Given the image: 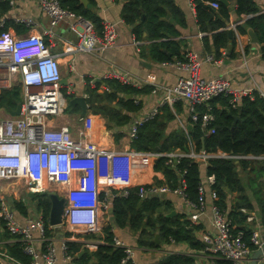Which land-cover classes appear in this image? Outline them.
Listing matches in <instances>:
<instances>
[{
	"label": "built area",
	"instance_id": "built-area-1",
	"mask_svg": "<svg viewBox=\"0 0 264 264\" xmlns=\"http://www.w3.org/2000/svg\"><path fill=\"white\" fill-rule=\"evenodd\" d=\"M197 0H190L196 7ZM213 10H219L217 0H201ZM43 11L50 17L53 27L69 22L71 31L77 36L78 43L73 44L72 53L104 52L114 47L117 39L115 25L106 24L100 35L95 25L88 19L76 15L64 8L60 0H40ZM32 30L28 35L20 36L5 29L6 20L0 21V93L14 87L17 80L23 87V100L18 116L0 120V219L5 222L7 230L19 237L23 244V252L31 258V264H77L69 250V243L63 242L60 247L47 237L45 219L38 215L26 224L20 223L10 209L4 196L5 183L24 182V188L33 194H43L49 185L63 186L69 192L62 193L67 200L64 223L74 232L84 230L89 235H97L103 231L101 224V193L102 179L105 176L107 196L113 199L129 197L132 189L133 160L141 155L139 151L129 153L112 152L100 149L91 142L88 133L93 127L91 116L83 118V127L78 136H74L67 125L57 126L54 122L61 115L63 105L61 92L63 89L62 69L57 55L53 54L47 44L44 34L36 30V22L30 18L14 19ZM242 22L231 25L228 30L237 31ZM52 34L49 30L45 32ZM203 36V33L200 34ZM207 62H214L213 56L206 57ZM165 66L174 67L188 72L189 77H181L173 87L165 88L167 94L162 105H176L184 102L190 113L191 121L201 122L206 136L215 132L210 129L215 120L210 113H200L198 107L210 103L221 96H232L233 108H238L243 97L250 95L248 91H239L232 87L227 78L205 79L200 75L201 63L195 55H188L187 60L165 62ZM156 92V91H154ZM264 98V93L261 94ZM210 110V108H209ZM159 113L158 108L152 109L142 118L136 120L130 128V139L134 143L139 129L154 120ZM186 133L188 130L185 128ZM162 157L161 154H154ZM168 164L190 158L201 166L208 167L209 161L215 158L244 160L253 156L229 155L225 153H208L206 150L197 152L194 145L189 151L178 150L166 156ZM108 164V169L102 173L100 161ZM120 163V168L117 165ZM120 171L121 180L116 174ZM216 177L203 175L199 186V201L193 203L186 194V181L182 177L180 188L172 190L164 186H139L138 195L141 201L150 197L161 198L174 194L185 200L191 209L188 219L198 225L204 216H210L212 231H205L201 239L205 252L211 255L212 264L217 261H227L231 264H251L255 251L264 250V237L258 231H253L251 243L255 250L245 242L243 233L232 231L231 221L216 204L218 193L214 189ZM122 189L120 194H113L110 189ZM61 197V195H60ZM212 200L208 211V200ZM253 218H250L252 221ZM115 246L123 248L126 258L123 264L133 261L134 251L118 238H114ZM11 261L22 264L7 253L0 251V264ZM260 264H264L262 256Z\"/></svg>",
	"mask_w": 264,
	"mask_h": 264
},
{
	"label": "crops",
	"instance_id": "crops-1",
	"mask_svg": "<svg viewBox=\"0 0 264 264\" xmlns=\"http://www.w3.org/2000/svg\"><path fill=\"white\" fill-rule=\"evenodd\" d=\"M94 1L97 3L98 13L104 23L115 25L117 32L116 44L104 52L72 53L73 44L78 43V38L71 31L69 22L66 21L53 27L50 17L42 9L40 0H0V2L9 3L11 6L10 12L0 19V21L6 20V30L13 31L20 36L28 35L32 30L23 24L17 23L14 19L16 17L30 18L36 22V30L44 34V38L51 47L52 53L57 55L62 69L63 81H67V84L64 85L62 81L61 98L63 109L61 115L54 122L57 126H69L74 136H78L79 130L83 127V118L91 116L93 127L89 131L88 137L100 149L123 153L138 151L130 139V126L154 108L159 109V121L166 127L161 143L170 137V135L182 131L186 133L185 128L188 130L192 127L190 113L184 102H179L182 103L179 109L177 108L179 103L173 106L169 104L162 105V101L167 94L165 88L175 86L181 77H189L190 74L174 67L165 66V62L155 57V46L159 47L161 52L172 57L170 62L180 61L179 56L177 54L174 55L171 51H175L176 48H179L183 60H187L188 55H195L201 63L200 75L203 78H227L233 88L239 91H248L250 96L258 94L262 97L261 94L264 93V53L262 44L260 43L259 34L255 30L258 43H253L248 33L249 29H251L247 25L249 17L245 15L239 17L236 13L235 3H230L227 0L229 2L228 7L231 8L229 19L224 20L219 15V18L224 20L225 27L215 32H203L198 23L197 5L196 7L194 5L192 7L190 0H171L180 9L181 20H176L175 17L168 13L166 21L174 26L179 35H168L167 38L158 41L148 39L147 33H143L142 37H139L132 27L125 22L123 8L127 2L126 0ZM254 2L260 10L259 14L264 15V0H254ZM239 22H242L241 26L247 29L246 34L241 33L239 30H228L231 25ZM49 30L52 31L51 35L45 33ZM223 32L228 33L229 42L218 51L215 47L214 36ZM230 32L232 35H230ZM201 33H203L202 37L200 36ZM161 43L172 44L170 46H161ZM207 56H213L215 61L207 62ZM109 79L118 80L125 85H130L139 90L148 89V93L134 96L133 99L141 105V110L135 114H131L128 124L123 126H115V123L109 122L102 114L95 113L94 106L89 102L91 96L89 89L97 90L98 93L103 94L109 91L106 84V80ZM71 96L73 97L71 98ZM76 96H84L86 98L88 107L86 115L82 113L81 107L70 104V101ZM126 97L130 98L129 95ZM165 106L170 108L175 118L171 119L167 116V112L162 110ZM217 107L222 109L219 103H217ZM9 116V111L0 109V120ZM177 151L178 149L167 153L162 152L157 147L152 152H141L146 155L138 156L133 160L131 171L132 189H136L141 185H146L147 187L152 185L164 186L166 184L165 174L162 171L155 170V165L160 158ZM154 154H161L163 156L157 157ZM253 157L256 158L248 157L244 160L254 163L264 162V156ZM120 166V163H118L117 169ZM100 169L102 173L108 169V164L103 160L100 161ZM202 169L203 172H206L207 168L202 166ZM239 172L246 192L255 207L254 210H243V213L248 215L247 225L248 227L250 226L252 231H258L261 237H264V214L260 209L261 205L256 195L258 192L257 188L255 189L250 183V180L255 176L250 174L249 171L241 169V167L239 168ZM116 179L118 182L121 180L120 171L117 172ZM24 186L26 187L22 181L5 183L3 192L10 209L22 224H26L30 219L37 218L38 215H42L37 210L38 198L32 197L36 194L27 191ZM47 189L46 192L55 191L61 197H63L62 193L69 192L67 187L56 185H49ZM110 190L113 194H120L122 192V189L114 188ZM106 191H108V188L104 185L100 197V217L103 231L100 234L89 236L84 230L74 232L69 226H61L58 229L50 226L51 229H54L53 237L50 239L53 240L57 247H60V244L63 242L75 243L81 247L80 255H83L86 251L95 253L100 246L106 245L104 241L106 237L104 229L111 226V232L114 236L134 251V264H160L171 255H191L196 258L197 264H212L213 260L209 253L205 251L196 252L187 244L170 243L162 245L161 248L140 246L139 232L132 230L129 225L124 228L119 227L113 205L115 199L107 196ZM237 197V193L231 194L230 202L233 203ZM150 198L153 197L149 196L147 199ZM10 199H13V202H10ZM163 200H169L172 205L166 213L171 214L172 212H176L175 216L186 215L189 217L191 209L180 196L169 194L167 199ZM212 203V200L209 199L208 211H210ZM20 205L26 208L27 216L21 214ZM250 218H253V220L250 221ZM3 222L0 219V251L8 254L9 247L20 241L19 237L12 235L7 230ZM197 226L203 227L201 231L197 232L199 238H201L203 232L213 230L210 216H204ZM67 233H70L72 236L67 237ZM5 264L17 263L5 261ZM59 264L63 263L60 262Z\"/></svg>",
	"mask_w": 264,
	"mask_h": 264
},
{
	"label": "trees",
	"instance_id": "trees-1",
	"mask_svg": "<svg viewBox=\"0 0 264 264\" xmlns=\"http://www.w3.org/2000/svg\"><path fill=\"white\" fill-rule=\"evenodd\" d=\"M85 5L84 0H60L61 5L90 20L96 27V31L102 35L105 24L100 14L98 6L94 0H88ZM123 8V18L129 24L135 33L142 37L143 33L148 34L150 40H162L168 35L178 36L179 32L174 26L166 21L168 13L181 20V11L171 0H126ZM219 10H213L201 0L196 1V11L198 23L203 32H215L225 27L224 20L229 19L231 8L223 4L221 0ZM236 4V13L240 17L248 16L247 25L259 34L260 43L264 53V15L259 14V8L254 0H228ZM11 10L9 3L0 2V19L7 15ZM219 15L224 19L221 20ZM239 31L247 33V29L242 26ZM229 42L228 33H218L214 36L215 47L219 51ZM172 43H161V46H170ZM154 55L162 62H170L169 57L161 52L159 47L155 46ZM168 48V47H167ZM174 55H180L179 48L171 50ZM219 54V52H218ZM264 55V54H263ZM219 56V55H218ZM109 91L103 94L97 90L89 89V102L94 106L95 113L102 114L109 122L115 123V126L128 124L130 115L141 110V105L136 103L134 96L142 93H148V89L139 90L130 85H125L118 80H106ZM130 96L128 99L126 96ZM73 96H71L72 98ZM232 96H221L214 100L208 106L198 107L200 113L210 112L215 120L211 123L210 129L215 132L206 136L205 129L201 122L191 121V128L188 132L184 131L170 135L163 143V132L166 127L159 121V115L152 121L144 124L134 140V147L140 152H152L159 147L162 152L171 153L178 150L189 151L194 145L197 152L203 148L208 153H225L229 155H253L264 156V98L258 94L248 95L242 98L238 108H233ZM23 100V87L18 85L9 90H3L0 93V109L14 111ZM219 103L222 109L217 107ZM182 103L177 105L179 109ZM97 105V107H95ZM210 108V110H209ZM167 112L171 119L175 118L168 106L162 108ZM126 112V114H125ZM236 117L241 120L235 125ZM116 121V122H114ZM169 158H160L155 170L162 171L166 177V186L172 190L180 188L182 177L186 181V194L188 200L193 203L199 201V186L203 175H214L216 184L214 189L218 193L216 204L231 221L232 231L243 233L245 242L255 250L251 243L253 234L250 226L247 225L248 215L243 210H254V204L246 192L243 180L241 179L239 168L249 171L255 177L250 183L257 188V198L261 205V211L264 214V162L254 163L247 160H233L215 158L209 161L206 172H203L202 166L190 158H182L175 161L174 165L168 164ZM139 188L131 189L130 196H118L114 200V210L119 227L130 226L135 232H139V245L149 248H161L162 245L176 243L187 244L196 252L204 251L205 245L197 232L203 227L193 224L186 215H177L170 217L167 212L172 207L169 200H163L153 197L142 202L139 195ZM237 193V199L231 203L230 195ZM263 193V195H262ZM38 196L37 210L45 219V229L48 238L53 237V230L50 227L49 217L51 211V202L46 193L36 194ZM102 199V198H101ZM21 214L27 216V210L23 205L19 206ZM5 224V222H3ZM106 245H102L95 253L86 251L80 255L81 247L78 244L69 243V250L75 257L77 264H123L126 253L123 248L115 246L114 234L111 232V226L104 229ZM67 237H71L67 233ZM91 236V235H89ZM93 236V235H92ZM159 236L160 244L156 242ZM8 254L21 262L22 264H31V258L24 254L23 244L18 242L9 247ZM93 262L91 263V261ZM218 264H231L227 261H217ZM126 264H134L129 261ZM160 264H197V260L191 255H171Z\"/></svg>",
	"mask_w": 264,
	"mask_h": 264
},
{
	"label": "water",
	"instance_id": "water-1",
	"mask_svg": "<svg viewBox=\"0 0 264 264\" xmlns=\"http://www.w3.org/2000/svg\"><path fill=\"white\" fill-rule=\"evenodd\" d=\"M223 4L229 6V2L227 0H221ZM85 5H88L89 1L84 0ZM170 15V14H169ZM250 37L252 38L253 43H258L257 35L253 29H249L248 31ZM230 35L232 33L230 32ZM63 84L66 85L67 81H63ZM70 104L72 106L78 105L82 109V113L84 115L87 114L88 112V107H87V100L84 96H76L74 99L70 101ZM21 111V104L18 105L17 109L14 111H9L10 115L12 116H18ZM240 117H236L235 119V125L238 121H240ZM132 126V125H131ZM130 126V127H131ZM157 150V149H156ZM202 151H205V148L202 149ZM50 202H51V211H50V217H49V222L50 226L52 228H60L63 223H64V213H65V208L67 204V200L63 197H60V195L55 192V191H49L46 192ZM168 195H164L161 198L162 199H167ZM10 202H13V199H10ZM143 204V201L140 203V206ZM37 213V212H36ZM176 215V212H172L169 214L170 217H173ZM156 242L160 243L159 236L156 237ZM264 256V250H258L256 251L251 259V264H260L261 258Z\"/></svg>",
	"mask_w": 264,
	"mask_h": 264
},
{
	"label": "rangeland",
	"instance_id": "rangeland-1",
	"mask_svg": "<svg viewBox=\"0 0 264 264\" xmlns=\"http://www.w3.org/2000/svg\"><path fill=\"white\" fill-rule=\"evenodd\" d=\"M21 83H20V80L18 79L17 80V83L16 84H14V87L15 86H18V85H20ZM105 181H106V179H105V176L103 177V179H102V185H105ZM39 196V195H38ZM38 196L37 195H33L32 197L33 198H38Z\"/></svg>",
	"mask_w": 264,
	"mask_h": 264
}]
</instances>
